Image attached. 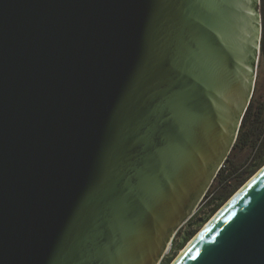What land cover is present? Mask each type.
<instances>
[{
	"label": "water",
	"instance_id": "1",
	"mask_svg": "<svg viewBox=\"0 0 264 264\" xmlns=\"http://www.w3.org/2000/svg\"><path fill=\"white\" fill-rule=\"evenodd\" d=\"M261 39V0H0V264H161ZM258 172L174 264H264Z\"/></svg>",
	"mask_w": 264,
	"mask_h": 264
},
{
	"label": "trees",
	"instance_id": "2",
	"mask_svg": "<svg viewBox=\"0 0 264 264\" xmlns=\"http://www.w3.org/2000/svg\"><path fill=\"white\" fill-rule=\"evenodd\" d=\"M261 15V52L264 53V0H261ZM233 150L240 152L249 150L250 157H248L245 163L239 165L235 164L233 161L232 154L229 156L218 173L211 187V191L208 194L206 207L215 206L211 209L210 214L216 212L219 206L229 200L232 195L255 174V172L264 166V103L258 106H256V103H250L241 123ZM206 217H209V215ZM198 221V219L192 218L188 222L187 225L189 230L183 239L182 247L192 238L194 226Z\"/></svg>",
	"mask_w": 264,
	"mask_h": 264
},
{
	"label": "rangeland",
	"instance_id": "3",
	"mask_svg": "<svg viewBox=\"0 0 264 264\" xmlns=\"http://www.w3.org/2000/svg\"><path fill=\"white\" fill-rule=\"evenodd\" d=\"M251 102L256 103V106H258L259 104L264 103V53H262V52L259 53V57H258L257 68H256V81H255L254 93H253V97H252ZM231 154L233 156V161L235 162V164H239V165L245 163V161L248 159V157H250V151L249 150H245V151H241V152L240 151H234L233 150L231 152ZM257 172H255V174ZM252 177H250L248 179V181ZM246 183H244L242 186H244ZM241 187L239 189H241ZM239 189L234 194H236L239 191ZM210 191H211V188H210L209 192ZM209 192L205 195V197H204V199H203L202 202H204L208 198ZM229 200H227L221 206H219L217 208L216 212H214L212 214H210L211 209L214 208L215 206L211 204L212 205L211 207H208V206L206 207L207 208V211H208L207 214H205V215L203 214V215H201L202 217H200V213H199L195 217H193L194 219H198L199 221L194 226L195 228H194V234H193L192 238H194L208 224V222L218 213V211ZM207 215H209V217H206ZM188 230H189V227H188V225H186L184 228H182L179 231V233L176 235V238L173 240L171 251L169 252V254H167V256L165 257V259L162 261L161 264H171L178 257V255L180 254L181 250L184 249V247L186 246V244L192 239V238H190V240L182 247L183 239L186 236V233H187Z\"/></svg>",
	"mask_w": 264,
	"mask_h": 264
},
{
	"label": "bare ground",
	"instance_id": "4",
	"mask_svg": "<svg viewBox=\"0 0 264 264\" xmlns=\"http://www.w3.org/2000/svg\"><path fill=\"white\" fill-rule=\"evenodd\" d=\"M258 173H259V172H258ZM254 177H256V175H255ZM252 179H253V178H252ZM252 179H251L248 183H250V182L252 181ZM248 183H247V184H248ZM247 184H246V185H247ZM246 185H245L244 187H246ZM244 187H243L242 189H244ZM242 189H240V190L238 191V193H240V192L242 191ZM236 195H237V194H236ZM202 201H203V200H202ZM202 201H201L200 205L203 203ZM231 201H232V200H231ZM228 203H229V202H228ZM225 206H226V204H225V205H224V206L218 211V213H217V214H216V215L210 220V222H211L213 219H215V218L221 213V211L225 208ZM196 211H197V210H196ZM194 216H195V215H194ZM194 216H193V217H194ZM193 217H192V218H193ZM210 222H209V223H210ZM209 223H208V224H209ZM187 224H188V223H187ZM187 224H186V225H187ZM208 224H207V225H208ZM186 225H185V226H186ZM207 225H206V226H205V227H204V228H203V229H202V230H201V231H200V232H199L194 238H192V239L186 244V246L184 247V249L181 250V252H180V254L178 255V257H177V258H176L171 264H174V263H175V262H176V261H177V260L183 255V253L186 251V249H187V248H188V247H189V246H190V245H191V244L197 239V237L200 236V234L205 230V228L207 227ZM185 226H184V227H185ZM184 227H183V228H184ZM175 238H176V236L173 237V239H172V241H171V243H170V245H169V249L167 250V253L165 254L163 260L165 259V257L167 256V254H169V252L171 251V249H172V243H173V240H174ZM163 260H162V261H163ZM162 261H161V263H162Z\"/></svg>",
	"mask_w": 264,
	"mask_h": 264
},
{
	"label": "built area",
	"instance_id": "5",
	"mask_svg": "<svg viewBox=\"0 0 264 264\" xmlns=\"http://www.w3.org/2000/svg\"><path fill=\"white\" fill-rule=\"evenodd\" d=\"M204 199V198H203ZM206 201V202H205ZM201 205H199V207H198V209H197V211L195 212V216L197 215V214H199L200 213V217H202L201 215H205V214H207V208H206V204H207V199L205 200ZM205 207V208H204ZM202 213V214H201Z\"/></svg>",
	"mask_w": 264,
	"mask_h": 264
}]
</instances>
